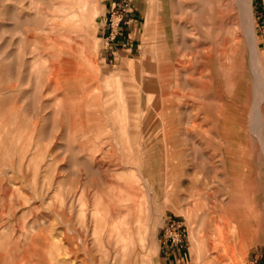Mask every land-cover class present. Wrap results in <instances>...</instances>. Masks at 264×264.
Masks as SVG:
<instances>
[{
  "label": "rangeland",
  "instance_id": "rangeland-1",
  "mask_svg": "<svg viewBox=\"0 0 264 264\" xmlns=\"http://www.w3.org/2000/svg\"><path fill=\"white\" fill-rule=\"evenodd\" d=\"M243 2L223 32H211L209 11L219 0H141L138 41L118 57L100 39L105 0H0V264H160L167 246L161 229L174 218L184 225L179 249L189 228L195 263L264 264V254L249 256L251 245L263 241L264 225L242 214L264 212V190L254 189L256 180L264 187V125L255 122L258 150L249 161L259 176L250 177L235 176L211 154L212 144L203 148L200 129L177 135L201 121L202 109L168 110L163 158L147 121L175 35L191 51L201 34L209 43L241 30L264 55V0H251L252 14ZM236 11L253 16L246 30ZM259 73L244 52L243 108L251 106ZM226 205L240 216L224 217Z\"/></svg>",
  "mask_w": 264,
  "mask_h": 264
},
{
  "label": "bare ground",
  "instance_id": "bare-ground-1",
  "mask_svg": "<svg viewBox=\"0 0 264 264\" xmlns=\"http://www.w3.org/2000/svg\"><path fill=\"white\" fill-rule=\"evenodd\" d=\"M212 2L213 1H211V3ZM243 3V0H234V5H232L219 0L218 9L213 8L209 11L207 29L211 32L213 30L223 32L224 26L231 22L233 13L231 11L235 9V7L237 9V6L241 7ZM63 7L64 10L67 9L65 4ZM247 8L252 14L253 9L251 0H247ZM234 14L236 18L239 17L238 22L241 27L240 29H245L247 22L253 19V16L248 17L247 14V17H245V15L242 17L237 11ZM243 14H245V12ZM75 15L76 13L74 12L68 13L64 21H69L70 18ZM179 23H174L176 30L179 29ZM245 30L244 32H246ZM239 31L242 34L241 30ZM248 31L251 30L248 29ZM240 33L234 31L233 36H220L218 34L216 39L209 41V43L204 35L201 34V36L194 37L191 40V47H193L191 51H188V48L181 49L179 37H177V35L173 37L174 50L172 53H167L163 56L160 66V84L158 86L160 91L155 92L153 96L151 95L152 97L150 96V98H155V105H153L147 120L149 125L150 123L154 124V127L150 131V140L152 139L154 141L153 144L157 145L158 150L161 152L160 158H163L165 154L164 147H162L161 143L167 144L168 141V127L165 126L167 112L169 109L172 110L175 107L179 108L182 104H185L202 109L203 115L200 116L201 121L198 122L195 119L191 127H187L183 130L178 129L177 135H189L200 129L202 134L200 144H205V146L202 147L206 148V145L211 147L212 144L211 154L214 156L218 153L224 164L229 163L233 169H235V171L232 172L235 176L247 175L251 177L255 175L254 166L249 161L252 156L249 151L241 153L239 143L243 141L250 143V141L254 140L256 137L254 130L255 122L258 121L264 125V62H262L264 55L262 54L257 39L256 45H251L249 47ZM252 34L255 35V37L257 36L256 32ZM244 52L248 53L251 66L254 67V69L256 68L257 72L260 71L259 75L261 79L258 90L256 87L251 93L249 99L251 106L246 108H243L241 105L239 89L240 69ZM171 75H174V78H170ZM184 86L190 87V90L184 93L182 89ZM258 92L260 93V97L257 101L258 108H256L253 103L256 100V94H259ZM183 99L187 101L185 102ZM190 99H192L194 103H188ZM213 139V142L216 143L212 142ZM243 166L245 167L244 172L236 170L237 168H243ZM234 182L237 183L240 181L236 180ZM234 186H236V184ZM119 188H121V186ZM113 194L115 193L113 192ZM144 205L145 200L142 199V207ZM224 211L226 214L224 217L226 218L235 219L239 215L237 214L236 208L233 209L228 205H226ZM242 214H246L251 220L250 222L257 225L258 228L264 225V212L260 209H249L247 212H242ZM247 216L245 218H248ZM116 223L118 222L116 221ZM243 232H245V230L240 231V233ZM128 234L129 232L120 233V236L124 238L127 236L129 237ZM27 238L29 237L27 236ZM8 244H10V242ZM34 247H36V245H34L32 249H35ZM72 251L73 247H70L68 252ZM222 255L225 254H218V256Z\"/></svg>",
  "mask_w": 264,
  "mask_h": 264
},
{
  "label": "crops",
  "instance_id": "crops-1",
  "mask_svg": "<svg viewBox=\"0 0 264 264\" xmlns=\"http://www.w3.org/2000/svg\"><path fill=\"white\" fill-rule=\"evenodd\" d=\"M143 1V0H142ZM121 0H105V4H104V10L102 12L103 15V19H102V23H103V27L101 30V37L100 39L102 40V43L105 47V49L107 50V52L110 55H117L118 57H122L124 56L123 54L125 52L127 53H131V51L134 49L135 43L136 41H138L139 38V26L141 23V14L140 11L138 10L137 6L141 3V0H132V11L130 13H128V17H129V22L128 23H123L122 25H120L119 28V34L117 35L116 39L107 43V39H106V35L109 32V27L106 25V20L107 17L111 11V9L113 7H117L120 4ZM143 13V12H142ZM240 149H241V153H243L244 151L247 152L249 151L250 155L252 156V158L254 159L255 156V152L258 150V142L252 140L250 141V143H246V142H240ZM256 168H254V174L256 176H259V174L257 173L258 171L255 170ZM260 185H261V190L264 187L262 184L258 183V180H256V184H254V189H258V191H260ZM228 186V185H227ZM231 186V185H230ZM228 186L226 189L228 192L231 191V187ZM225 190V192H227ZM257 204L258 201L256 200ZM234 224H236V221L231 220ZM163 228L161 229V235L163 236ZM186 247L183 249H179V248H169V246H166V250L164 251V248H162L160 250V253L158 254V259H159V263L160 264H198L194 262L193 259V255H192V251H191V247L188 246V240H189V228L187 227V233H186ZM252 247L249 249V256L255 254L256 257H259L261 255H263V249H264V233H263V241L260 242L259 244L256 245H251ZM205 248V247H204ZM206 248L209 249V247ZM201 254L204 255H217V253L214 252H203Z\"/></svg>",
  "mask_w": 264,
  "mask_h": 264
},
{
  "label": "built area",
  "instance_id": "built-area-1",
  "mask_svg": "<svg viewBox=\"0 0 264 264\" xmlns=\"http://www.w3.org/2000/svg\"><path fill=\"white\" fill-rule=\"evenodd\" d=\"M132 11V0H121L117 7H113L107 17L106 25L109 32L106 35L107 43L116 39L120 25L128 23V13ZM183 222L177 218L170 219L163 228V237L169 248H179L183 238Z\"/></svg>",
  "mask_w": 264,
  "mask_h": 264
}]
</instances>
